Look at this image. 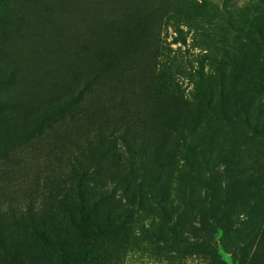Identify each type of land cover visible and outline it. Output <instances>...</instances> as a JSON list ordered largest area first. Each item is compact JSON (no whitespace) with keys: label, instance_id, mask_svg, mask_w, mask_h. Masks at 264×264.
<instances>
[{"label":"rangeland","instance_id":"obj_1","mask_svg":"<svg viewBox=\"0 0 264 264\" xmlns=\"http://www.w3.org/2000/svg\"><path fill=\"white\" fill-rule=\"evenodd\" d=\"M12 6L26 21L19 32L0 34V264H54L24 230L35 225L43 234L75 235L70 218L80 185L121 193L128 168L110 144L114 138L123 155L124 132L156 154L162 143L156 126L170 128L209 106L231 110L240 92L254 89L264 126L255 82L264 79V43L251 42L264 39V0H14ZM177 28L185 43H174ZM71 99L82 114L48 115ZM234 138L220 157V149L206 152L204 173L214 171L216 186L237 193L239 184L222 177L232 176L226 165L249 167L264 182V138ZM239 218L206 236L212 254L172 242L157 219H138L130 232L112 235L104 264H247L258 234L252 219L239 227L247 219Z\"/></svg>","mask_w":264,"mask_h":264},{"label":"trees","instance_id":"obj_2","mask_svg":"<svg viewBox=\"0 0 264 264\" xmlns=\"http://www.w3.org/2000/svg\"><path fill=\"white\" fill-rule=\"evenodd\" d=\"M13 1L0 0V34L3 39L11 32H19L26 21L23 14L12 6ZM176 31L179 38L174 43H185L182 30L177 28ZM251 42L256 46L264 43V39ZM1 52L2 44L0 57ZM112 55L119 57L116 51ZM4 75L0 67V77ZM263 81L262 78H255L264 99ZM255 92L256 89L253 92H240L231 110H217L209 106L197 116L177 122L170 128L156 126L155 130L160 132L162 138L156 154L149 155L142 142L135 143V138H130L128 132H124L122 140L125 155H121L113 138L110 149L112 151L113 148V154L123 160L128 168L125 184L120 186L121 193L117 194L115 190L103 193L97 191L100 189L90 188L89 184L85 187L80 185L77 188V215H71L70 218L75 235L70 237L66 233L54 232L43 234L37 230L40 227L35 225L32 230L27 228L24 232L34 236L33 240L38 245L48 249L54 257V264H104L107 257L104 246L109 244L112 235L130 232L138 219H157L158 231L170 235L172 242L189 243L195 251L212 254V245L206 236L238 225L242 213L247 219L240 220L239 227L252 219L258 234L252 236L257 248L247 264H254L257 256L255 264H260L264 259L263 178L255 176L249 167L232 164L233 160H228L226 169L231 170L232 176L228 180L226 175L222 174V177L227 181L225 184H239L238 192L234 193L231 185L222 189L214 184L215 177H218L216 174L210 175L214 171L209 170L208 175L204 173L208 165V150L220 149L217 153L220 157L234 143L232 139L237 134L244 139H251L256 134L264 138ZM83 112L80 104L71 99L48 115L69 113L73 117ZM100 143L101 149H104L103 139ZM167 145L170 149L166 152L163 149ZM232 177L234 179L231 181ZM175 182L177 184H173ZM198 233H204V238L201 239Z\"/></svg>","mask_w":264,"mask_h":264}]
</instances>
